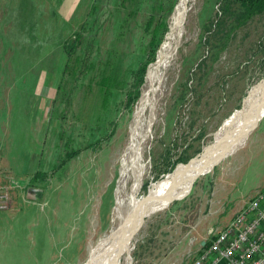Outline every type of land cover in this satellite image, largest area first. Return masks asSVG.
Returning a JSON list of instances; mask_svg holds the SVG:
<instances>
[{
  "label": "rangeland",
  "instance_id": "374dc122",
  "mask_svg": "<svg viewBox=\"0 0 264 264\" xmlns=\"http://www.w3.org/2000/svg\"><path fill=\"white\" fill-rule=\"evenodd\" d=\"M179 1L0 0V188L12 189L16 208L0 212V264H82L112 225L117 191L126 209L133 180L121 177L119 156ZM186 3L143 143L137 196L216 140L264 78V11L237 16L227 0ZM263 129L264 115L185 196L146 216L130 243V264H145L164 240L174 244L212 191L220 208L226 182L264 189L263 168L251 160ZM224 174L232 181L222 183ZM215 216L226 220L222 211Z\"/></svg>",
  "mask_w": 264,
  "mask_h": 264
},
{
  "label": "bare ground",
  "instance_id": "6f19581e",
  "mask_svg": "<svg viewBox=\"0 0 264 264\" xmlns=\"http://www.w3.org/2000/svg\"><path fill=\"white\" fill-rule=\"evenodd\" d=\"M186 1L187 0H180L175 10H173L174 13L171 18L169 31L166 34V39L160 46L154 63L151 64L147 71L146 79L144 80L145 86L140 93L136 105H134L132 120L130 127H128L129 137L119 156L122 169V171L120 170L121 177H126L127 173H129L133 180L132 185L130 184L131 189L127 197L126 209L121 212L120 208L124 199L120 198L117 191L112 225L103 236L90 244L88 257L82 264H122L123 258L130 264L129 252L131 247L130 243L125 244V237L134 214V207L139 203L140 196H137L135 192L139 188L145 170V165L142 162V154H144L143 143L149 138V133L157 119V101L165 93L164 84L167 80L166 74L172 66L173 53H175V48L177 47L176 37L180 34L181 26L188 11ZM261 107H264V78L250 88L239 110L234 111L225 119V122L218 131L216 141L223 136L229 137L234 132H243V130L250 125L254 112ZM245 140L246 138L242 137L232 142L223 141L214 148H209L206 156L202 160L194 161L192 164L187 165L182 171L181 167L176 168L173 173L170 172L166 174L160 182L152 188H149L147 192L164 196L171 190L176 180H178L176 178H179L176 194L186 195L193 181L199 175L205 174L211 169V167H209L210 164L207 163L211 162V164L214 165L215 162V164H217L221 159L232 154V152L243 145ZM231 149V152L221 157L223 153ZM201 169L204 170V172L201 171V173L196 176ZM121 182L123 183V181ZM179 196L177 199L182 198ZM166 206L163 200H153L147 204L146 212L150 210L149 214H152Z\"/></svg>",
  "mask_w": 264,
  "mask_h": 264
},
{
  "label": "built area",
  "instance_id": "2783aa9c",
  "mask_svg": "<svg viewBox=\"0 0 264 264\" xmlns=\"http://www.w3.org/2000/svg\"><path fill=\"white\" fill-rule=\"evenodd\" d=\"M11 190L0 188V211L13 209ZM186 264H264V190L208 235Z\"/></svg>",
  "mask_w": 264,
  "mask_h": 264
},
{
  "label": "crops",
  "instance_id": "0c3cea01",
  "mask_svg": "<svg viewBox=\"0 0 264 264\" xmlns=\"http://www.w3.org/2000/svg\"><path fill=\"white\" fill-rule=\"evenodd\" d=\"M251 153L253 156H251V160L254 159V156H256L254 163H256V166H260L263 168V174H264V129L261 132V135L258 136V139L254 143L251 149ZM223 182L225 181H232L229 177L224 174L223 176ZM257 184L254 186L255 182L252 184H240V186L235 185L232 186L226 182L224 186H222L221 192H220V200L218 202H221L223 200V205L221 207H214V199L216 196V193L213 194L209 198V200L206 202V210H203L201 215H198V218L195 222H192L188 225H185L187 227L184 230V233H182L178 236H174L171 232L169 235L166 234L170 239L173 235L175 237L174 244L168 245V241L164 240L161 244H157L152 249V253L148 255V258H145L143 260V263L145 264H186L188 263L193 256L196 254L200 246L204 243V239L211 234V232L221 228L224 224H226L231 217L235 214L237 210L243 206L249 197L254 195L258 191H262L258 189V185L261 184L260 182H256ZM264 190V189H263ZM217 202V199H215ZM219 204V203H218ZM19 210V209H18ZM17 210V211H18ZM12 211H16V208L11 211H0L2 214L13 213ZM224 213V217L226 220L220 224L215 214H218L220 212ZM2 214L0 215V218L3 217ZM14 217V216H13ZM12 217V218H13ZM184 226V225H181ZM177 228L175 229V231ZM177 232V231H176ZM175 233V232H174ZM138 241V240H137ZM160 241V240H159ZM163 244V245H162ZM165 244V245H164Z\"/></svg>",
  "mask_w": 264,
  "mask_h": 264
},
{
  "label": "water",
  "instance_id": "95a60500",
  "mask_svg": "<svg viewBox=\"0 0 264 264\" xmlns=\"http://www.w3.org/2000/svg\"><path fill=\"white\" fill-rule=\"evenodd\" d=\"M264 115V107H261L259 109H257L252 118H251V122H250V125L245 128L243 130V132H234L232 135H230L229 137L228 136H223L221 138H219L217 141L214 140L213 142H210L208 145H206L204 148H202L201 152L190 158L189 160H185L184 162H180V165H181V171L183 169H185V167L187 165H190L192 164L194 161L196 160H202L205 156H206V153L208 151L209 148H214L215 146H217L218 144H220L221 142H225V141H228V142H232V141H235V140H238L242 137L244 138H247V136L253 132V130L258 126V124L260 123L262 117ZM232 149L230 151H227L225 153H223L221 155L222 156H226L228 152H231ZM207 164H210L209 167H213L215 165V162H214V165L210 163H207ZM174 170H172L171 172L173 173ZM204 172V170H200L197 174L199 175L200 173ZM179 177V176H177ZM178 180H176V182L173 184L171 190L166 193L164 196H159L158 194L156 193H145L143 195H141L139 197V203L134 207V214H133V217L131 219V222H130V227H129V230L126 234V237H125V244L126 243H131L135 233L137 232V230L139 229V227L142 225L144 219L146 218V216L149 215L150 213V210L146 212L147 208V204L153 200H163L165 201V205H168L170 202H172L173 200L177 199L179 195L176 194V191H177V184L179 182V178H176ZM185 196V194L179 196V197H183Z\"/></svg>",
  "mask_w": 264,
  "mask_h": 264
},
{
  "label": "trees",
  "instance_id": "16d2710c",
  "mask_svg": "<svg viewBox=\"0 0 264 264\" xmlns=\"http://www.w3.org/2000/svg\"><path fill=\"white\" fill-rule=\"evenodd\" d=\"M230 4L237 5V16L259 14L264 11V0H227Z\"/></svg>",
  "mask_w": 264,
  "mask_h": 264
}]
</instances>
